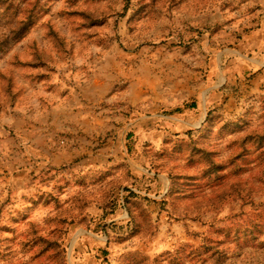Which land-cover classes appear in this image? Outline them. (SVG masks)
Wrapping results in <instances>:
<instances>
[{
    "label": "rangeland",
    "instance_id": "374dc122",
    "mask_svg": "<svg viewBox=\"0 0 264 264\" xmlns=\"http://www.w3.org/2000/svg\"><path fill=\"white\" fill-rule=\"evenodd\" d=\"M0 264H264V0H0Z\"/></svg>",
    "mask_w": 264,
    "mask_h": 264
}]
</instances>
